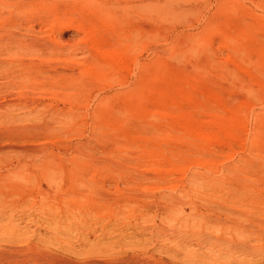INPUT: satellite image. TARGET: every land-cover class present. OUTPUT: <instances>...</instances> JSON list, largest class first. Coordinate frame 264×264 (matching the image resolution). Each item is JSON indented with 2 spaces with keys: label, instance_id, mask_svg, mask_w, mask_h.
<instances>
[{
  "label": "rangeland",
  "instance_id": "1",
  "mask_svg": "<svg viewBox=\"0 0 264 264\" xmlns=\"http://www.w3.org/2000/svg\"><path fill=\"white\" fill-rule=\"evenodd\" d=\"M219 1L0 0V264H264V0Z\"/></svg>",
  "mask_w": 264,
  "mask_h": 264
},
{
  "label": "bare ground",
  "instance_id": "2",
  "mask_svg": "<svg viewBox=\"0 0 264 264\" xmlns=\"http://www.w3.org/2000/svg\"><path fill=\"white\" fill-rule=\"evenodd\" d=\"M224 1H226V0H224ZM224 1H223V0H220L219 3H221L222 5H224V3H223ZM227 1H228V0H227ZM235 1H236V0H230V3H231V2L236 3ZM228 3H229V2H227V4H228ZM221 4H220V9L222 8V5H221ZM225 6H227L226 3H225ZM238 7H239V8H236V10H235L234 12L237 13L238 11H240V13H243L242 10H241V9H243V8H241L240 6H238ZM228 8H229V9H228ZM228 8H222V9L225 10V11H227L228 13H229V12L232 13V12H233V10L231 9L232 7H231V8L228 7ZM229 10H232V11H229ZM240 13H239V14H240ZM229 14H230V13H229ZM240 15H242V14H240ZM230 25H231V24H230ZM232 25H233V24H232ZM228 26H229V25H228ZM231 27H232V26H231ZM4 28H5V27H4ZM241 30H242V29H241ZM239 31H240V30H239ZM87 33H88V35L90 34L89 32H87ZM209 33H213V34H214V30H213V29L210 30ZM82 34H83V33H82ZM213 34H212V35H213ZM0 35H1V34H0ZM86 35H87V34H86ZM209 35L211 36V34H209ZM239 35H240V34H239ZM1 36H2V35H1ZM1 36H0V37H1ZM19 36H20V35H19ZM92 36H94V35H92ZM222 36H223V38H224L225 35H222ZM5 37H6V36H5ZM5 37H2V38H5ZM94 37H95V36H94ZM94 37H93V38H94ZM6 38H7V37H6ZM88 38H89V37H88ZM91 38H92V37H90V39H91ZM224 39H225V38H224ZM1 40H2V39H1ZM1 40H0V42H3V41H1ZM10 40H11V39H10ZM13 40H14V39H13ZM6 41H7V39H6ZM8 41H9V40H8ZM11 41H12V40H11ZM17 41H18V40H17ZM224 41H225V40H224ZM13 42H14V41H13ZM7 43H8V42H7ZM9 44H10V43H9ZM2 45H3V44H2ZM13 45H14V44H13ZM3 46H5V45H3ZM7 46H9V45L7 44ZM10 47H11V46H9V48H10ZM4 48H6V46H5ZM4 48H3V50H4ZM7 48H8V47H7ZM14 48H15V47H14ZM102 48H103V47H102ZM16 49H17V48H15V51H16ZM7 50H9V49H7ZM12 50H13V49H12ZM98 50H99V49H98ZM105 50H107V49H105ZM5 51H6V50H5ZM112 51H113V50H112ZM112 51H111V52H112ZM3 52H4V51H3ZM7 52H8V51H7ZM7 52H5V53H7ZM103 52H104V51H103ZM103 52H101V54H102ZM111 52H110V53H111ZM114 52H115V51H114ZM116 52H117V51H116ZM116 52H115V53H116ZM8 53H10V52H8ZM12 53H13V52H12ZM15 53H16V52H15ZM104 54H105V53H104ZM106 54L108 55L109 53H106ZM9 55H10V54H9ZM11 55H12V54H11ZM111 55H112V53H111ZM115 55H116V54H115ZM117 55H119V54H117ZM109 56H110V55H109ZM2 57H3V56H2ZM4 57H5V56H4ZM105 57H107V56L105 55ZM0 58H1V57H0ZM107 58H111V57H107ZM107 58H106V59H107ZM1 62H2V61H0V64H3V63H1ZM17 64H18V63H17ZM4 65H5V63H4ZM12 65H13V63H12ZM119 65H121V64H119ZM119 65H118V66H119ZM17 66H18V65H17ZM10 67H11V66H10ZM0 68H1V65H0ZM19 68H20V66H19ZM31 70H32V69H31ZM18 71H19V70H18ZM21 71H22V69H21ZM13 73H14V72H13ZM17 73H18V72H17ZM17 73H14V74H17ZM19 73H20V72H19ZM21 73H22V72H21ZM64 73H65V72H64ZM28 74L30 75V73H28ZM32 74H33V73H32ZM45 74H46V72H45ZM0 75H2V74L0 73ZM22 75H23V73H22ZM3 76H5V75H3ZM7 77H9V76H7ZM7 77H6V78H7ZM12 77H13V76H12ZM24 77H25V76H24ZM9 78H10V77H9ZM15 78H16V77H15ZM21 78H22V76H21ZM25 78H26V77H25ZM30 78H31V77H30ZM17 79H19V78H16V81H17ZM22 79H23V78H22ZM31 79H33V78H31ZM2 80H3V79H2ZM26 80H27V78H26ZM28 81H29V80H28ZM12 82H13V81H12ZM18 82H19V81H18ZM22 82L24 83V81H22ZM7 83H9V82H7ZM28 84H29V83H28ZM13 86H14V85H13ZM18 86H19V84H18ZM11 87H12V86H11ZM6 88H7V87H6ZM14 88H15V87H14ZM0 93H1V92H0ZM187 130H188V129H187ZM184 133H185V132H184ZM193 133H194V132H193ZM193 133H192V134H193ZM190 134H191V133H190ZM195 134H196V133H195ZM195 134H194V136H196ZM199 135H201V134H198V136H199ZM7 136H8V135H7ZM184 136H185V135H184ZM192 136H193V135H192ZM188 137H190V136H188ZM188 137H187V138H188ZM200 167H201V166H200ZM153 169H154V168H153ZM153 169L151 168V170H153ZM154 170H155V169H154ZM176 171H177V170H176ZM153 172H154V171H153ZM191 183H192V182H191ZM256 200H257V199H256ZM257 201H258V200H257ZM256 218H258V216H257ZM263 220H264V217H263ZM263 222H264V221H263ZM258 226H259V225H258ZM251 227H252V225H251ZM261 227H262V229H263V228H264V225H262ZM247 228H248V227H247ZM253 228H254V227H253ZM241 230H242V229H241ZM243 230H244V229H243ZM246 230H247V229H246ZM254 230H255V229H254ZM254 230H252V231H254ZM258 232H259V231H258ZM241 234H242V233H241ZM258 234H259V233H258ZM249 235H250V234H249ZM256 236H257V235H256ZM261 236H262V235H261ZM103 240H104V239H103ZM97 241H98V240H97ZM97 241H96V242H97ZM96 244L98 245V242H97ZM203 247H204V246H203ZM92 248H94V247H92ZM94 249L97 250V248H94ZM205 249H206V248H205ZM207 249H208V248H207ZM98 250H99V248H98ZM102 250H103V249H102ZM103 251H104V250H103ZM209 251H210V250H209ZM92 252H93V254H94L95 250H93ZM101 252H102V251H100V253H101ZM90 253H91V251H90ZM98 253H99V252H98ZM165 253H166V252H165ZM200 253H201V252H200ZM205 253H206V252H205ZM88 254H89V253H88ZM95 254H97V252H95ZM104 254H105V253H104ZM144 254H145V253H144ZM207 254H208L207 256H206V254H203V255H202V254H201V255L199 254V256H196L195 258H194V256H193L194 259L191 260V262L194 263V264H202V263L204 262V260L207 259L206 257H209V256H210V253H207ZM197 255H198V254H197ZM93 256H94V255H93ZM102 256H103V255H102ZM205 256H206V257H205ZM104 257H105V256H104ZM191 257H192V256H191ZM263 257H264V256H263ZM136 258H138V257H136ZM209 258H210V257H209ZM123 259H124V258H123ZM165 259H166V258H165ZM169 259H170V258H169ZM190 259H191V258H190ZM129 260H130V259H129ZM153 260H154V259H153ZM155 260H156V259H155ZM171 260H172V259H171ZM93 261H94V260H93ZM120 261H121V260H120ZM120 261H119V262H120ZM189 261H190V260H189ZM129 262H130V261H129ZM154 262H155V261H154ZM162 262H163V261H162ZM182 262H183V260H182ZM106 263H107V262H106ZM155 263H156V262H155ZM165 263L168 264V262H165ZM94 264H95V263H94ZM96 264H97V263H96ZM121 264H122V262H121ZM162 264H163V263H162ZM207 264H208V263H207ZM262 264H263V263H262Z\"/></svg>",
  "mask_w": 264,
  "mask_h": 264
}]
</instances>
